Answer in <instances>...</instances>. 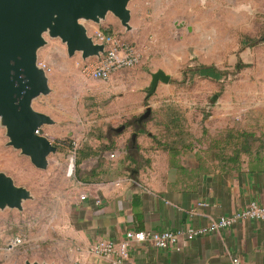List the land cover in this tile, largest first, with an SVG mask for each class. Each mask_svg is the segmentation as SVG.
<instances>
[{
    "label": "rangeland",
    "instance_id": "rangeland-1",
    "mask_svg": "<svg viewBox=\"0 0 264 264\" xmlns=\"http://www.w3.org/2000/svg\"><path fill=\"white\" fill-rule=\"evenodd\" d=\"M128 9L129 30L112 13L99 23L83 21L93 42L98 43L97 29L106 30L139 52V63L117 72V83L87 78L82 67L94 57L83 58L79 51L68 55L59 37L43 33L37 62L50 91L31 106L53 120L39 133L58 149L47 156L45 168H37L7 144L0 124V172L31 194L21 210H0V264L74 263L73 194L79 181L93 178L81 170L82 161L75 163L78 152L97 150L84 163L108 165L113 136L142 126L136 120L148 105L144 126L166 144L187 145L218 166L232 164L235 152V160L264 165V0H130ZM198 65H214L225 74L215 80L188 73L183 81L182 71ZM157 69L170 81L158 82L144 101L150 73ZM167 122L173 127L162 132ZM245 133L252 135L248 153L243 152ZM131 146L129 137L125 147ZM104 150L109 152L95 156Z\"/></svg>",
    "mask_w": 264,
    "mask_h": 264
},
{
    "label": "crops",
    "instance_id": "crops-1",
    "mask_svg": "<svg viewBox=\"0 0 264 264\" xmlns=\"http://www.w3.org/2000/svg\"><path fill=\"white\" fill-rule=\"evenodd\" d=\"M117 72L107 81H95L117 83ZM128 101L124 97L123 104L127 106ZM126 106L122 114L127 113ZM143 121L136 120L142 126L113 136L108 165L87 166L84 161L94 153L81 160V170L92 171L93 178L79 181L73 194L74 263L111 264L109 258L88 248L98 239L121 240L127 230L199 228L250 202L264 205V165L259 161L207 163L194 148L166 144ZM172 127L167 122L161 131ZM129 137L132 146L127 150ZM81 194L84 199L79 198ZM233 255L240 257L241 264H264V219H241L190 240L181 236L177 246L167 249L146 242L133 243L129 249L135 264H231Z\"/></svg>",
    "mask_w": 264,
    "mask_h": 264
},
{
    "label": "water",
    "instance_id": "water-1",
    "mask_svg": "<svg viewBox=\"0 0 264 264\" xmlns=\"http://www.w3.org/2000/svg\"><path fill=\"white\" fill-rule=\"evenodd\" d=\"M129 1L0 0V124L5 127L7 144L29 156L37 168H45L47 156L58 149L39 133L42 125L52 124L53 120L31 106L35 97L50 91L46 71L37 62V50L45 43L43 33L59 37L68 55L79 51L83 58L98 57L103 45L87 35L83 21L99 23L112 13L129 30ZM169 80L170 75L162 69L151 72L146 96L155 92L158 82ZM150 112L151 108L146 107L137 121L148 118ZM123 128L122 125L115 131ZM135 135L132 134V139ZM30 197L27 189L15 185L10 176L0 172V210H21L22 202Z\"/></svg>",
    "mask_w": 264,
    "mask_h": 264
},
{
    "label": "built area",
    "instance_id": "built-area-1",
    "mask_svg": "<svg viewBox=\"0 0 264 264\" xmlns=\"http://www.w3.org/2000/svg\"><path fill=\"white\" fill-rule=\"evenodd\" d=\"M95 37L103 45V52L86 62L82 73L89 79L107 81L117 71L131 68L140 61L139 52L129 42L113 32L97 29ZM110 156H113L111 153ZM73 164L69 167L72 172ZM85 194L79 196L84 199ZM98 201V200H97ZM264 219V205L250 202L246 207L228 215H221L208 225L199 228L180 230H127L121 240L98 239L89 246V251L95 255L109 258L111 264H135L129 257V249L133 243H148L159 249L177 246L179 237L186 240L204 236L207 233L219 231L233 225L241 219ZM179 248V247H178ZM74 264H79L75 262ZM231 264H241L239 256L231 257Z\"/></svg>",
    "mask_w": 264,
    "mask_h": 264
},
{
    "label": "trees",
    "instance_id": "trees-1",
    "mask_svg": "<svg viewBox=\"0 0 264 264\" xmlns=\"http://www.w3.org/2000/svg\"><path fill=\"white\" fill-rule=\"evenodd\" d=\"M188 73L191 77L199 76V77L211 78V79H215V80L220 79L225 74L224 71L216 68L214 65H198L195 68H188V69L182 71L183 81L186 78V75ZM242 136L245 137V141L243 144L244 145L243 146V152L248 153L249 149H248V145H246L247 138L252 137V135L245 133V134H242ZM92 153H95V151L80 150L78 152L77 161L75 163H79L82 159L88 157ZM236 156L238 157V154L235 152L234 155L231 156L230 159L235 160ZM91 173H92V171H91Z\"/></svg>",
    "mask_w": 264,
    "mask_h": 264
}]
</instances>
